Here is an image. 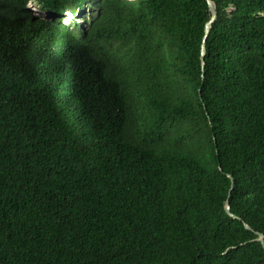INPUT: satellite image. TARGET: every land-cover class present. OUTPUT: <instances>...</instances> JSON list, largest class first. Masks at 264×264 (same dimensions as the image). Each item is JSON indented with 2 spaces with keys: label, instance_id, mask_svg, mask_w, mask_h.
I'll return each mask as SVG.
<instances>
[{
  "label": "trees",
  "instance_id": "1",
  "mask_svg": "<svg viewBox=\"0 0 264 264\" xmlns=\"http://www.w3.org/2000/svg\"><path fill=\"white\" fill-rule=\"evenodd\" d=\"M212 1L0 0V264H264V0Z\"/></svg>",
  "mask_w": 264,
  "mask_h": 264
},
{
  "label": "water",
  "instance_id": "2",
  "mask_svg": "<svg viewBox=\"0 0 264 264\" xmlns=\"http://www.w3.org/2000/svg\"><path fill=\"white\" fill-rule=\"evenodd\" d=\"M208 1V4H209V8H210V11H211V14H212V17L210 19V21L207 23L206 25V36H205V39L207 38L209 32H210V29H211V24L215 21L216 17H217V9H216V4L212 1V0H207ZM205 41L203 43V46H202V60L204 62V58H205ZM229 177L231 178L232 180V186H233V177L231 175H229ZM226 211L227 213L232 216L233 218H237L232 212H231V208H230V205L229 203L227 204L226 206ZM246 228L247 229H250V230H253L249 225L246 224ZM256 234L258 235V240H260L263 244V247H264V235L259 233V232H256Z\"/></svg>",
  "mask_w": 264,
  "mask_h": 264
},
{
  "label": "rangeland",
  "instance_id": "3",
  "mask_svg": "<svg viewBox=\"0 0 264 264\" xmlns=\"http://www.w3.org/2000/svg\"><path fill=\"white\" fill-rule=\"evenodd\" d=\"M28 7L30 8L32 15L37 17L38 19H40V18H42V19L48 18L49 19L50 17L53 16V14L49 13L48 11H44L42 8H40L39 5H37L35 2L30 3ZM89 12H90V9L88 8L87 13H89ZM65 16H66V14H63V17H65ZM42 19H40V20H42ZM72 20H74L73 22L80 23V24L85 22L83 20V17L78 16V13H77V16L75 15V17H73L72 15L69 14L66 21L63 19V23L70 24L69 22Z\"/></svg>",
  "mask_w": 264,
  "mask_h": 264
},
{
  "label": "clouds",
  "instance_id": "4",
  "mask_svg": "<svg viewBox=\"0 0 264 264\" xmlns=\"http://www.w3.org/2000/svg\"><path fill=\"white\" fill-rule=\"evenodd\" d=\"M32 2H34V1H30L29 4L32 3ZM35 3H36V2H35ZM29 4H28V6H29ZM36 4H37V3H36ZM37 5H38V4H37ZM39 7H40V6H39ZM40 8H42V7H40ZM42 9L44 10V8H42ZM76 11H77V10H76ZM76 11H75V10H72V9H66V10H64V11H63V14H66V16H65L63 19L66 21V19H67V17L69 16V14L72 15L73 17H75V15L77 14ZM74 12H75L76 14H75ZM39 18H40V17H39ZM40 19H42V18H40ZM49 19H51V17H50ZM49 19L47 18V19H42V20H49ZM74 19H75V18H74ZM73 21H74V20L70 21L69 23L71 24V23H73Z\"/></svg>",
  "mask_w": 264,
  "mask_h": 264
},
{
  "label": "bare ground",
  "instance_id": "5",
  "mask_svg": "<svg viewBox=\"0 0 264 264\" xmlns=\"http://www.w3.org/2000/svg\"><path fill=\"white\" fill-rule=\"evenodd\" d=\"M44 11H47V10H44ZM50 13V11H48ZM52 18V17H51Z\"/></svg>",
  "mask_w": 264,
  "mask_h": 264
}]
</instances>
